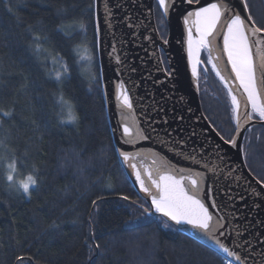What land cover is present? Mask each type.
I'll return each instance as SVG.
<instances>
[{
  "label": "trees",
  "instance_id": "obj_1",
  "mask_svg": "<svg viewBox=\"0 0 264 264\" xmlns=\"http://www.w3.org/2000/svg\"><path fill=\"white\" fill-rule=\"evenodd\" d=\"M247 3L264 26V0ZM154 7L161 21L157 0ZM35 35L47 37L39 55ZM200 59L202 109L230 139L227 89L204 51ZM61 92L74 104V123H61ZM0 110L10 112H0V264H221L223 255L143 212L149 201L121 164L107 118L94 0H0ZM243 153L253 175L264 178V126L246 129ZM13 160L17 178L38 181L30 195L7 180Z\"/></svg>",
  "mask_w": 264,
  "mask_h": 264
},
{
  "label": "water",
  "instance_id": "obj_2",
  "mask_svg": "<svg viewBox=\"0 0 264 264\" xmlns=\"http://www.w3.org/2000/svg\"><path fill=\"white\" fill-rule=\"evenodd\" d=\"M154 1L94 0L103 98L120 162L150 205V198L140 190L130 167L120 157L121 151L135 157L138 166L142 163L144 167H151L150 161L138 155L147 149L177 168H191L202 173L205 178L201 191L203 200L207 206L215 203L217 207H210V211L226 218L225 242L246 258L245 264H260L264 259V188L256 183L258 178L247 167L242 144L246 129L261 124L256 120L244 122L242 119L238 147L225 145L202 109L197 77L194 79L191 75L185 55L182 19L188 11L215 0H200L199 5L193 6L184 0H174L169 16L165 18V38L157 30ZM232 5L236 11L247 15L242 11L240 0H232ZM164 40L168 43L165 44ZM222 46L221 33L217 36L216 50L208 51L215 62L216 57L222 56L219 51ZM117 55L120 63L115 59ZM199 60L203 63L200 57ZM223 63L230 71L226 56H223ZM121 82L128 89L135 118L140 127L147 130L148 140L124 143L116 99ZM235 94L242 99L240 92ZM253 190L260 194L255 195ZM178 227L218 252L214 246L204 243L190 226Z\"/></svg>",
  "mask_w": 264,
  "mask_h": 264
},
{
  "label": "snow or ice",
  "instance_id": "obj_3",
  "mask_svg": "<svg viewBox=\"0 0 264 264\" xmlns=\"http://www.w3.org/2000/svg\"><path fill=\"white\" fill-rule=\"evenodd\" d=\"M184 2L193 6L194 4L199 5L200 0H184ZM173 3L174 0H157L164 18L169 16ZM240 6L247 15L236 11L232 0H215V2L208 3L207 6H198L194 10L188 11L183 19L187 31V55L192 64L193 76H197V65L201 62L198 58L200 51L207 49L211 53L216 50L217 36L222 33L223 46L219 50L222 56L216 57V62H213L214 58L209 55L208 63L211 64L212 70L227 89L232 119L235 121L236 134L230 139H226L220 132L216 134L225 145L234 148L238 147L237 140L240 136L242 119L244 122L256 120L264 126V26H259L248 11L247 0H240ZM89 7L91 8L92 5ZM6 9L9 13L13 11L7 5ZM79 26L84 29L83 23ZM29 29L31 30V26ZM41 40H47V37L40 35L33 37L34 51L37 55L46 51L40 43ZM164 43L167 44L168 41L164 40ZM85 51L87 50L85 49ZM115 51V46H113V52ZM223 56L227 57L230 71L223 63ZM81 59L90 60L91 57L82 56ZM115 59L117 63H120L119 55ZM62 70L63 73L68 72L67 64L62 65ZM61 78L62 72H56V81H61ZM236 92H240L242 99L237 97ZM54 95L56 94L54 93ZM116 99L117 107L121 109L124 143L150 139L147 130L140 127L135 118L133 100L123 82L117 87ZM56 102L61 106V113L65 114L62 115L61 123H74L78 119L74 104L65 98L63 92L59 93ZM242 107L243 117L241 116ZM0 112L3 116H10V112L2 110ZM150 154L153 156L151 167H144L142 163L138 166V163L132 162L135 157L130 153L123 151L119 153L122 160L133 170L140 190L150 198L149 208H143V205H140L144 214L159 213L166 218L163 223L164 228L190 226L203 239L204 243L214 246L218 253L224 254L221 264H233V261L245 264L246 258L242 257L240 252L234 248L229 247L225 239H221V237H225L223 229H225L226 218L214 216L210 207L216 208L217 205L212 203L210 206H206L200 198L205 180L204 175L194 172L191 168H177L164 157L158 156L156 153ZM192 159L195 160V157ZM8 169L7 180L11 182L14 179L12 173L16 171L15 160L8 164ZM37 183L35 176L28 175L26 180L19 182V188L25 195H30V188H34ZM256 183L264 188V178L257 179ZM253 192L255 195L260 194L255 190ZM121 198L129 200L126 195ZM93 203L95 204V201ZM257 207L259 206L257 205ZM237 235L242 234L237 232ZM236 247L239 248L240 245L237 244ZM17 259L23 258L17 257ZM260 264H264V259Z\"/></svg>",
  "mask_w": 264,
  "mask_h": 264
},
{
  "label": "bare ground",
  "instance_id": "obj_4",
  "mask_svg": "<svg viewBox=\"0 0 264 264\" xmlns=\"http://www.w3.org/2000/svg\"><path fill=\"white\" fill-rule=\"evenodd\" d=\"M212 2H215V1H212ZM210 3V2H209ZM208 4V3H207ZM207 4H205V5H203V6H207ZM184 19V18H183ZM183 19H182V26H183V32H184V47H185V55H186V60H187V65H188V67H189V70H190V72H191V75H192V64L189 62V59H188V55H187V43H186V37H187V31H186V26L184 25V23H183ZM193 31H195V30H193ZM223 41V40H222ZM200 53H201V51H200ZM200 53H199V57H200ZM198 57V58H199ZM163 60H164V57H163ZM213 62H215V61H213ZM211 65V64H210ZM212 67V66H211ZM193 76V75H192ZM196 77L197 76H193V78L194 79H196ZM238 97V96H237ZM239 98V97H238ZM118 104V103H117ZM118 108V107H117ZM243 113V107H242V109H241V114ZM118 118H119V122H120V124L122 125V123H123V121L121 120V109L120 108H118ZM124 139V138H123ZM137 141V140H136ZM133 142H135V141H133ZM150 153H156V152H153V151H151V150H147V149H145V150H142V155L148 160V161H152V159H153V156L150 154ZM156 154H158V153H156ZM158 156H160L159 154H158ZM132 162H134V163H136L134 160L132 161ZM130 170H131V173H132V176H133V178H134V181L136 182V178H135V175H134V173H133V170L130 168ZM136 184L139 186V184L136 182ZM140 188V187H139ZM200 198L203 200V198H202V196H201V193H200ZM204 201V200H203ZM205 202V201H204ZM206 204V203H205ZM207 206V205H206ZM213 213V212H212ZM214 214V213H213ZM214 216H217V215H215L214 214ZM217 217H219V216H217ZM224 230V229H223ZM217 234H219V233H217ZM225 236H226V234H225ZM225 237H221V239H224Z\"/></svg>",
  "mask_w": 264,
  "mask_h": 264
},
{
  "label": "rangeland",
  "instance_id": "obj_5",
  "mask_svg": "<svg viewBox=\"0 0 264 264\" xmlns=\"http://www.w3.org/2000/svg\"><path fill=\"white\" fill-rule=\"evenodd\" d=\"M249 9H250V5H249V3H248V10H249ZM154 14H155V7H154ZM155 21H156V18H155ZM161 21H162V22H161ZM161 21H158V22L156 21V26H157V30L159 31L161 37H162V38H165L166 35H167V30H166V32H162V28H161V23L164 24V22H165V18L162 19ZM203 51H204V53L206 54V56L209 55L207 49H203ZM99 70H100V69H99ZM100 79H101V76H100ZM6 167H7V175H8V174H9L8 164L6 165ZM12 174H13V176H14L13 182H14V184L19 188V182H20V181H23V180H26V179H19V178H17V177L14 175V173H12Z\"/></svg>",
  "mask_w": 264,
  "mask_h": 264
}]
</instances>
